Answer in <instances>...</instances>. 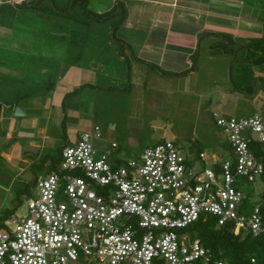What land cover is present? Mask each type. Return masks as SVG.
<instances>
[{
    "label": "built area",
    "instance_id": "1",
    "mask_svg": "<svg viewBox=\"0 0 264 264\" xmlns=\"http://www.w3.org/2000/svg\"><path fill=\"white\" fill-rule=\"evenodd\" d=\"M212 115L232 155L210 166L204 152L197 164L170 139L126 162L110 150L96 157L99 128L80 132L58 168L36 178L23 209L0 217V264H228L183 228L209 213L217 226L264 234L260 204L244 209L238 187L264 173V154L255 155L258 144L264 152V122L259 113Z\"/></svg>",
    "mask_w": 264,
    "mask_h": 264
},
{
    "label": "rangeland",
    "instance_id": "2",
    "mask_svg": "<svg viewBox=\"0 0 264 264\" xmlns=\"http://www.w3.org/2000/svg\"><path fill=\"white\" fill-rule=\"evenodd\" d=\"M248 1L254 3V0ZM55 6L58 11L45 12L18 6L21 9L13 10L12 19H4L12 26L15 41L22 39L29 46V73L23 81L13 78L11 90L8 84L7 92L4 80L0 79V91L5 95L12 92L13 98L17 91L20 95L30 91L46 96L49 82L59 78L63 65L70 60L89 64L97 77L93 83L78 86L76 92L70 93L62 109L37 108L34 116H14L16 123H11L10 128L16 141L5 139L0 144V216L23 209L26 200L34 195V179L58 168L62 148L73 143L64 140L69 124L77 123L80 131L99 128L100 137L92 141L96 157L110 150L111 159L117 157L120 162H126L137 157L145 147L170 139L191 159H196L199 150H204V161L210 166L212 154L222 157L229 152L232 155L226 134L215 123L214 111L236 118L259 113L264 122V78L257 71L261 68L249 65L248 61L245 65L244 54L249 53L238 46L239 42L251 41L248 36L230 46L227 58L219 53L212 55L196 76L150 78L144 69L135 71L132 61H127L122 50L114 45L110 28L113 19L92 20L88 7L85 13L76 14L74 8L68 14L57 1ZM250 9L246 7L247 11ZM252 13L264 18V0L252 6ZM251 35L256 39L264 36V31ZM18 63L13 59L14 71L19 69ZM26 118L27 123H18ZM3 126L0 123V129ZM42 126L47 137L53 140L51 145H40ZM113 142L116 147H112ZM7 146H13L19 166L5 158L3 153L10 150ZM24 148H27L26 156L21 153ZM196 163L203 161L199 157ZM239 180L244 193L251 191L254 199L260 198L264 182L259 176L253 182ZM90 259L98 264L94 258Z\"/></svg>",
    "mask_w": 264,
    "mask_h": 264
},
{
    "label": "crops",
    "instance_id": "3",
    "mask_svg": "<svg viewBox=\"0 0 264 264\" xmlns=\"http://www.w3.org/2000/svg\"><path fill=\"white\" fill-rule=\"evenodd\" d=\"M32 1L0 0V79L5 82L6 92L8 84L11 90L13 78L23 81L29 73V46L24 45L22 39L15 41L12 26L9 21L4 20L12 19L13 10L21 9L18 6L27 9L38 8L45 12L52 10L49 2L55 5L57 1L62 10L68 6L71 12L75 8L76 14L85 13L87 7L90 8L88 13L92 20L113 19L110 28L114 45L122 50L127 61H132L135 71L144 69L145 75L150 78L196 76L200 69H204L206 60L212 58V55L219 53L227 58L230 46L234 45L237 39L247 38V36L250 38L251 41L238 43L239 48H244L245 53L249 52L247 44L254 39L251 34L264 31L263 18L257 14L256 16L251 14L252 6L260 5V0H254V3L248 0H55V2L54 0H35L34 3L39 1V5ZM25 2L27 6L21 5ZM70 2H72L71 5ZM247 6L251 7L248 11ZM76 14H74L75 17H77ZM118 54L121 56L120 52ZM200 57L202 59L198 64ZM13 59L19 61L16 65L19 69L15 71ZM245 60V65L247 61L249 65H253L252 61ZM61 71L59 78L49 82L46 96L38 93L35 95L30 91L20 95L17 91L13 98L12 92L5 95L0 91V123L5 125L0 129L1 145L5 143V139L16 141L12 135L13 128H10L11 123H16L14 117L16 107H19L27 118L34 116L37 108L62 109L64 100L70 93L76 92L79 89L78 86L93 83V78L97 77L89 64H78L71 60L65 66L63 65ZM257 71L259 77L264 78V69H257ZM24 96L25 98H22ZM60 115L61 113L58 117ZM27 118L18 123H27ZM34 120L33 124L36 121ZM39 131L43 136V142H40V145H51L53 140L47 137L45 126L40 127ZM67 131L68 136H65L64 140L74 143L83 130L80 131L79 125L75 123L69 124ZM7 148L10 150L3 153L5 158L17 166L18 158L14 156L17 153H14L13 146H7ZM25 149L27 148L21 150L23 156L27 155ZM200 151L205 154L204 150ZM212 158L215 161L221 156L212 154Z\"/></svg>",
    "mask_w": 264,
    "mask_h": 264
},
{
    "label": "trees",
    "instance_id": "4",
    "mask_svg": "<svg viewBox=\"0 0 264 264\" xmlns=\"http://www.w3.org/2000/svg\"><path fill=\"white\" fill-rule=\"evenodd\" d=\"M34 2L35 0L32 1V3ZM38 3L40 2L38 1L34 4ZM21 5L27 6V3L25 2ZM49 7L58 11L53 2L52 4L49 2ZM65 10L67 13L69 12L68 6ZM255 38L248 44L250 50L245 59H251L255 67L264 69V36ZM256 145L257 141L251 143V147ZM258 146L260 147L257 148L258 152L255 155L262 158L264 154L263 148L260 144ZM199 152L201 151L199 150ZM260 178L264 182V173L261 174ZM35 180L36 178L34 182ZM238 187L241 188L240 186ZM245 194L244 209L247 210L254 204H260V213L264 220V185L260 191V198L257 200L253 198V192L247 191ZM1 216H6V213ZM183 229L192 238H197L202 246L209 250L213 259H223L228 264H264V234L254 236L251 233H245L239 229H234L233 224L229 222L217 226L216 217L209 213L200 214L196 220ZM252 259H254V262Z\"/></svg>",
    "mask_w": 264,
    "mask_h": 264
},
{
    "label": "water",
    "instance_id": "5",
    "mask_svg": "<svg viewBox=\"0 0 264 264\" xmlns=\"http://www.w3.org/2000/svg\"><path fill=\"white\" fill-rule=\"evenodd\" d=\"M14 114L16 116H18V115H24V112L19 107H16L15 108V111H14Z\"/></svg>",
    "mask_w": 264,
    "mask_h": 264
}]
</instances>
